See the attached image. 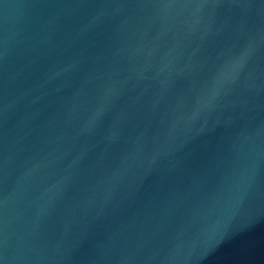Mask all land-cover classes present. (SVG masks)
Here are the masks:
<instances>
[{"label": "water", "instance_id": "water-1", "mask_svg": "<svg viewBox=\"0 0 264 264\" xmlns=\"http://www.w3.org/2000/svg\"><path fill=\"white\" fill-rule=\"evenodd\" d=\"M0 264H264V0H0Z\"/></svg>", "mask_w": 264, "mask_h": 264}]
</instances>
